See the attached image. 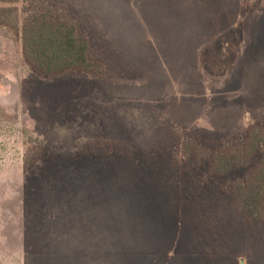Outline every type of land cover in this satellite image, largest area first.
Wrapping results in <instances>:
<instances>
[{
  "label": "rangeland",
  "instance_id": "374dc122",
  "mask_svg": "<svg viewBox=\"0 0 264 264\" xmlns=\"http://www.w3.org/2000/svg\"><path fill=\"white\" fill-rule=\"evenodd\" d=\"M0 6L66 14L103 69L40 75L0 25V264H264V192L255 220L222 189L262 149L208 177L182 146L264 122V0Z\"/></svg>",
  "mask_w": 264,
  "mask_h": 264
},
{
  "label": "trees",
  "instance_id": "16d2710c",
  "mask_svg": "<svg viewBox=\"0 0 264 264\" xmlns=\"http://www.w3.org/2000/svg\"><path fill=\"white\" fill-rule=\"evenodd\" d=\"M0 25L14 31L20 40L23 59L40 75L57 76L72 71L98 74L102 68L99 61L89 57L87 37L79 34L62 12L42 8L20 19L15 7L0 6ZM211 53L209 48L203 51L204 68L215 75L223 74L224 67ZM182 146L197 162H206L208 177L246 166L261 148L258 160L242 176L227 181L222 188L232 196L237 213L249 219H260L264 192V122L214 143L189 134Z\"/></svg>",
  "mask_w": 264,
  "mask_h": 264
}]
</instances>
